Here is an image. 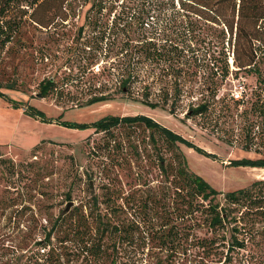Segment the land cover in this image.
Segmentation results:
<instances>
[{
	"label": "rangeland",
	"instance_id": "1",
	"mask_svg": "<svg viewBox=\"0 0 264 264\" xmlns=\"http://www.w3.org/2000/svg\"><path fill=\"white\" fill-rule=\"evenodd\" d=\"M151 1L162 0H77L73 4L75 14L67 21L41 29L27 20L19 41L0 51V86L5 95L0 96V264H38L32 256L35 242L70 202V215L86 216L97 207L94 196L103 209L108 198L115 207L134 208L140 200L149 201L150 195L155 197L153 207L158 211L163 194L166 197L170 193L164 212L180 208L181 199L173 187L179 155L185 158L190 173L221 193L216 201L222 206L225 193L264 180V169L230 165L242 159L264 158V115L260 112L264 110V91L253 74L236 72L229 35L221 33L222 26L188 34L185 29L193 18L168 10L167 0L160 4L170 23L161 41H167L166 49L174 52L177 46L184 71L192 73L180 85L174 107L172 98L163 103L160 89L164 84L154 77L145 79L148 90L136 82L127 93H121L117 78H107L108 71L103 73L117 61L113 52L93 60L82 46L87 30L76 42L86 16L110 24L119 15L123 17L122 11L133 3L142 9ZM174 3L178 9L177 1ZM153 22V18L146 21ZM211 34L218 36L217 48L209 44ZM254 49L257 59L264 45L256 43ZM213 51H223L228 57L229 72L224 78L216 76L215 67L209 63ZM89 61H94L89 67L94 80L89 79L90 74L81 76ZM260 70L264 77V64ZM47 79L55 81L58 89L38 98L39 85ZM168 87L172 94V86ZM146 93L149 102L159 108L152 110L141 104ZM99 94L113 100L85 104ZM198 104H205L207 109L193 115L191 111ZM29 109L33 115L27 113ZM107 116L148 117L183 142L168 147L158 133L153 134V141L151 132L142 125L95 132L91 124ZM69 124L75 127L66 126ZM161 158L166 173H161ZM233 207L232 215L243 218L240 223H264L252 214L241 215L243 208ZM169 219L176 227L184 223L174 212ZM178 230L181 235L186 233L187 241L181 249L176 240L175 252L122 242L116 250L109 247V255L101 259L67 255L65 264H195V242L213 235L205 228Z\"/></svg>",
	"mask_w": 264,
	"mask_h": 264
},
{
	"label": "trees",
	"instance_id": "2",
	"mask_svg": "<svg viewBox=\"0 0 264 264\" xmlns=\"http://www.w3.org/2000/svg\"><path fill=\"white\" fill-rule=\"evenodd\" d=\"M76 1L0 0V51L14 41H19L21 30L27 20L41 29L67 21L75 14L73 4ZM174 1L167 0L168 3L165 5L168 10L175 11L178 16L184 13L193 18L185 29L188 34L210 30L214 25L222 26L221 33L229 35L228 44L236 72L244 70L247 75L253 74L259 87L264 91V77L260 70V66L264 64V51L256 59L254 49L256 43L264 45V0H176L178 9ZM163 2L164 0L151 1L142 9L133 3V6H128L122 11L123 17L119 15L110 24L86 16L84 24L78 28L75 40L80 42L84 31L87 30L85 34L87 37L82 46L84 50L87 49L93 60L100 54L106 56L113 52L117 61L103 73L108 71L107 78L112 76L117 78L121 93H127L136 82L144 84L143 89L148 90L149 84H145V79L154 77L164 84L160 89L163 96L161 100L165 104L172 98L171 106L174 107L181 92L180 85L186 78H191L192 73L184 71L181 51L177 46L174 52L166 49L167 41L164 43L161 41L160 37L170 24L164 15L166 11L160 7ZM149 18L155 19V22L146 23ZM119 37L122 39L117 44ZM209 44L217 48L218 36L211 34ZM171 46L174 45H169ZM77 49L78 46L75 50ZM208 60L215 67L216 76L224 78L228 74V57L223 51L217 54L213 51ZM93 62L89 61L81 76L90 74V80L96 79L89 68ZM157 69L158 73L155 71ZM142 71L146 72L145 75H141ZM168 85L172 86V94L168 90ZM57 89V83L47 79L39 85V93L36 96L45 98L50 91ZM0 96L5 97L1 92V86ZM144 98L142 105L152 110L159 108L158 104L149 102L148 93ZM110 100H113L111 96L99 94L85 104ZM12 105L18 106L17 102H13ZM206 109L205 104H198L191 112L198 115L204 113ZM260 112L264 115V110L260 109ZM27 113L33 115L30 109ZM121 125H142L151 132L153 141V134L158 133L168 147H177V144L183 142L178 135L145 116H107L91 124V127L95 132L106 133ZM66 126L75 127L74 124ZM159 162L161 173H166L167 168L162 164L163 159L161 158ZM230 165L264 169V158L242 159L230 162ZM175 179L177 183L173 187L181 199L178 204L180 208L167 211L168 214L164 212L165 198L170 193L166 197L163 194V202L158 211L153 207L155 197L150 195L147 196L149 201L140 200L134 208L132 205L127 208L115 207L110 205L108 198L103 203V209H99L98 197L94 196L93 205L97 207L95 210L90 209L86 216L83 213L76 216L70 215L69 211L61 212L49 228H44L43 237L35 242L36 248L32 251V256L38 264H65L67 255L101 259L109 255V247L116 250L117 245L122 242L135 243L143 248L148 246L149 249L175 252L176 240L181 249L187 241L186 233L179 234L178 229L183 227L195 230L205 228L213 235L209 238H198L195 242V264H264V223H240L243 218L238 219L232 215V211L235 210L233 206H236L243 208L241 215L252 214L255 218L258 217L259 221L264 220V180L254 182L247 189L225 193L222 206L216 201L221 193L211 189L202 179L190 173L183 155L178 157ZM171 184L169 183L168 189L171 188ZM172 212L184 223H177V227L175 223H169ZM122 215L126 216L121 217ZM89 218L91 223H88ZM154 220L159 223H154ZM191 220L195 222L193 225L187 223ZM216 255H219L217 259L213 257Z\"/></svg>",
	"mask_w": 264,
	"mask_h": 264
},
{
	"label": "water",
	"instance_id": "3",
	"mask_svg": "<svg viewBox=\"0 0 264 264\" xmlns=\"http://www.w3.org/2000/svg\"><path fill=\"white\" fill-rule=\"evenodd\" d=\"M72 204H73V203H71V202L68 203L67 206H66V208L64 209L63 212L66 213V212L69 210V208L72 206Z\"/></svg>",
	"mask_w": 264,
	"mask_h": 264
},
{
	"label": "built area",
	"instance_id": "4",
	"mask_svg": "<svg viewBox=\"0 0 264 264\" xmlns=\"http://www.w3.org/2000/svg\"><path fill=\"white\" fill-rule=\"evenodd\" d=\"M239 97H241L240 95H238Z\"/></svg>",
	"mask_w": 264,
	"mask_h": 264
}]
</instances>
